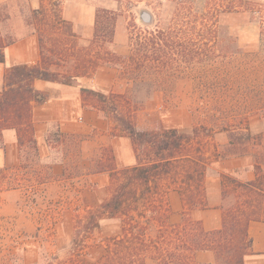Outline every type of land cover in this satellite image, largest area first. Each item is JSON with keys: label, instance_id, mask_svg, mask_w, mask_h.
I'll use <instances>...</instances> for the list:
<instances>
[{"label": "trees", "instance_id": "1", "mask_svg": "<svg viewBox=\"0 0 264 264\" xmlns=\"http://www.w3.org/2000/svg\"><path fill=\"white\" fill-rule=\"evenodd\" d=\"M169 1L175 3V9L167 17L168 25L140 32L131 42L127 58L114 49L116 17L113 11L97 10L94 34L88 45H83L74 24L63 18L60 0H54L50 7L47 0H41V7L31 10L30 14L25 13L24 7L20 8L26 24L39 38L41 57L37 64L19 63L6 71L4 88L0 90V149H5L4 132L14 130L20 150L27 148L33 159L42 161L33 110L36 105L44 104L48 95L36 88L37 80L78 86L80 79L93 78L101 67L110 65L123 68L134 82L139 80L130 94L81 87L83 106L115 119L117 124L110 128L108 135L130 139L136 155L134 165L117 168L110 145H101L102 151L96 160L86 158L83 145L89 137L67 135L58 123L47 132L49 145L73 148L66 153L67 159L81 158V166L74 165L77 173H108L110 179L106 199L75 211L70 257L58 264H148L149 261L200 264L195 255L201 251L214 253L212 264H244L245 256L251 253L249 225L253 221L264 222V170L259 163L254 166L256 177L252 181L221 175L220 229L206 230L190 212L208 206L205 178L212 163L251 154L249 144L253 135L249 117L253 110L226 104L213 107L198 104L195 112L204 118L190 130L164 126L140 130L136 125L137 113L145 107V101L137 100L139 94L159 92L141 83L157 75L171 76L176 55L190 61L197 58V51L185 48L187 42L218 35V9L201 11L194 9L191 0ZM10 9L9 3L0 5V63L6 61V48L17 41L8 24ZM233 11L250 13L264 32V5L253 0H236ZM246 67L241 62L237 74L243 73ZM226 77L230 78V73L223 75ZM220 133L228 134L224 145L215 141ZM1 171L0 188L5 182L10 189H25L22 184H15L11 175L3 177ZM42 175L38 171L39 178ZM172 189L179 193L184 206L178 223L171 220L172 210L167 199ZM104 220H117L119 232L100 239L96 246L102 252L96 260L84 259L88 239L100 231ZM44 261L54 264L48 256Z\"/></svg>", "mask_w": 264, "mask_h": 264}, {"label": "rangeland", "instance_id": "2", "mask_svg": "<svg viewBox=\"0 0 264 264\" xmlns=\"http://www.w3.org/2000/svg\"><path fill=\"white\" fill-rule=\"evenodd\" d=\"M60 1L62 15L64 12L70 19H75L76 33L80 37L90 35L89 41L94 34L97 10L113 11L116 17L114 49L123 58L129 56L131 42L140 32L166 27L169 23L167 17L175 9V3L169 0ZM191 1L194 9L208 12L218 9V35L187 42L185 48L197 51V58L190 61L176 55L171 76L157 75L141 83L145 88L159 92L147 96L139 94L137 100L145 101V107L137 113L136 125L140 130L164 126L186 131L204 118V115L200 118L195 112L198 104L203 107L226 104L251 109L253 113L249 117V125L253 139L249 148L251 154L256 153V158H261L257 161L264 166V32L250 13L233 11L236 0ZM253 1L264 5V0ZM53 3L54 0H47L48 7ZM9 5L16 9L15 16L19 19L18 9L24 7L27 11L29 0H13ZM143 10L153 15L152 25L142 21L140 13ZM15 25L14 22L13 27ZM241 62L247 67L238 75L237 68ZM97 73L93 78L80 79V85L105 92L130 94L135 84L139 83L115 65L103 66ZM225 73H230V78H223ZM167 91L172 94H165ZM100 115L113 125L117 124L115 119ZM53 124H49L48 130L54 129ZM80 125L86 131L81 135L90 137V142L83 145L85 157L96 160L102 151L101 136L108 135L110 130ZM215 141L224 145L228 142V134L216 135ZM70 145L73 147L72 143ZM16 149L13 151L5 143V157L0 171L3 177L11 175L15 184L20 183L25 189H10L7 183L2 182L0 264H45L43 260L47 256L58 264L70 257L75 211L99 204L108 197L110 188L105 186L102 178H95L93 174H89L92 177L79 179L83 171L77 173L74 165L78 163V167L81 166V158L66 157V153L73 148L55 144L50 155L40 162L33 159L27 148ZM61 159H66L69 172L54 176L50 168ZM5 167L8 168L6 171ZM38 171L43 173L40 178ZM119 230L117 220L102 221L100 231L88 239L85 246L87 255L83 258L96 260L102 252L96 244L102 237L117 234ZM148 264L154 263L149 261Z\"/></svg>", "mask_w": 264, "mask_h": 264}, {"label": "crops", "instance_id": "3", "mask_svg": "<svg viewBox=\"0 0 264 264\" xmlns=\"http://www.w3.org/2000/svg\"><path fill=\"white\" fill-rule=\"evenodd\" d=\"M11 1L13 0H0V5ZM40 6V0H29V7L27 11L25 10V13L30 14L31 10L39 9ZM18 10L20 11V9ZM10 11L11 20L8 24L11 31L16 34L17 41L6 48V61L0 63V90L4 88V77L6 71L11 66L19 63L34 65L39 62L41 57L37 34H34L31 27L26 24L24 16L21 17L20 14V18H16V9L14 7ZM63 18L71 21L73 24L77 23L75 19H70L66 15ZM14 22L16 23L15 27H13ZM89 38L90 35L85 34L82 37L81 44L87 45ZM35 86L38 90L48 95V100L42 105H36L33 110V122L41 158H47L53 148V145L47 143L48 126L51 123H58L61 131L67 135L84 134L86 131L82 129L80 123L84 124V126L90 128L96 127L101 130H106L107 128L110 130L113 126V123L104 120L99 112L83 106L81 87L85 86H68L42 80H37ZM3 139H5L6 146L11 147L13 151L19 148L14 130L5 131ZM100 140L103 142V145L113 147L117 168L129 167L136 163V155L130 139L126 137L113 138L109 135H103ZM86 142L90 141L88 140ZM255 154L252 153L244 157L223 159L209 166L205 178L208 206L205 209H195L190 212L193 219L201 221L206 230H217L222 226V210L220 208L222 204L221 175H230L243 182L254 180L256 177L255 164L259 163L264 170L263 164L257 161V159L261 158H256ZM4 157L5 149H0V165L3 164ZM62 160L56 162L53 168H50L54 172V176L67 174V163ZM93 175L95 178H102L105 186H109L110 179L108 173ZM88 176L81 175L79 179L82 180ZM89 177H92V175ZM167 199L172 210V222H180L184 206L179 193L173 189L169 190ZM249 236L252 239V248L251 253L245 256L244 264H264V222H251L249 225ZM195 260L200 264H212L215 261V255L209 251H201L196 253Z\"/></svg>", "mask_w": 264, "mask_h": 264}, {"label": "water", "instance_id": "4", "mask_svg": "<svg viewBox=\"0 0 264 264\" xmlns=\"http://www.w3.org/2000/svg\"><path fill=\"white\" fill-rule=\"evenodd\" d=\"M140 15H141L142 21H144L146 25L153 24V15L149 11L143 10L141 11Z\"/></svg>", "mask_w": 264, "mask_h": 264}]
</instances>
